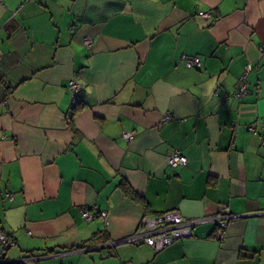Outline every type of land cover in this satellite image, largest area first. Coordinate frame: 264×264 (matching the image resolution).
<instances>
[{"label":"crops","instance_id":"crops-1","mask_svg":"<svg viewBox=\"0 0 264 264\" xmlns=\"http://www.w3.org/2000/svg\"><path fill=\"white\" fill-rule=\"evenodd\" d=\"M263 45L264 0H0L4 264H264ZM226 209L222 240L207 222L160 253L120 242Z\"/></svg>","mask_w":264,"mask_h":264},{"label":"built area","instance_id":"built-area-1","mask_svg":"<svg viewBox=\"0 0 264 264\" xmlns=\"http://www.w3.org/2000/svg\"><path fill=\"white\" fill-rule=\"evenodd\" d=\"M198 16L203 20H209L211 18L210 12L200 11ZM85 45L90 46L92 44L91 39L84 40ZM261 52H264V45L261 47ZM1 55V51H0ZM186 67L189 69L199 68L201 61L198 58H187L184 57ZM249 69L247 68L240 78L241 85L235 93L236 98L245 96L248 93L247 89V76ZM68 89L72 93V104L76 105L82 101L81 98V87L74 81L68 83ZM6 106V101L0 102V108ZM170 115H166L163 118V123L170 120ZM251 132L254 135H258L264 142V120L261 123L260 130H256L254 127L251 128ZM123 137L131 141L133 139L132 133H124ZM168 164L172 169L183 168L188 164V159L178 151L168 156ZM9 198H11L9 196ZM83 218L86 221H91L94 216L87 210L84 209L82 212ZM107 213L101 212L100 217L107 222ZM233 215L229 209H226L223 214L218 217H202L197 219H187L181 215L178 211L166 212L160 216L151 218L144 217L141 221L139 229L131 236L120 241L121 243L127 244H144L156 253H160L176 243L177 241L189 239L193 236L194 229L201 224L207 222L217 223L218 227V239L222 240L225 235V230L228 227L229 221L233 219ZM14 242L9 237L4 235L0 231V264H4L5 260L2 255L5 250L13 245Z\"/></svg>","mask_w":264,"mask_h":264},{"label":"trees","instance_id":"trees-1","mask_svg":"<svg viewBox=\"0 0 264 264\" xmlns=\"http://www.w3.org/2000/svg\"><path fill=\"white\" fill-rule=\"evenodd\" d=\"M78 105H80V103L74 105V106H75V107H74V111H75V113H76L77 111H79L80 109H82V108H80V107H77ZM123 189H124L125 194H127L128 196L133 197L134 199H137V197H135L136 195H134V193H133V192H132V191H131L126 185H124ZM81 249H85V248L82 247Z\"/></svg>","mask_w":264,"mask_h":264}]
</instances>
